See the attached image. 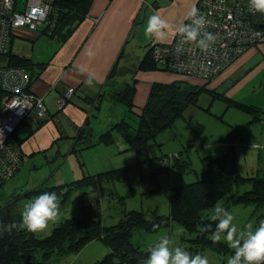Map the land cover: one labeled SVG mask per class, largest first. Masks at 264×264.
<instances>
[{
    "label": "trees",
    "instance_id": "1",
    "mask_svg": "<svg viewBox=\"0 0 264 264\" xmlns=\"http://www.w3.org/2000/svg\"><path fill=\"white\" fill-rule=\"evenodd\" d=\"M43 1L52 7L49 19L42 26L37 27L36 31L26 27H23L22 31L36 32L38 37L44 36L63 45L85 21L94 0ZM28 2L29 0H15L14 8L21 11L25 9ZM244 15L249 27L262 35L256 43L246 47L263 43L264 12L251 10L244 12ZM10 30L12 40L7 45V52L0 53V58L4 60V64H0V66L25 68L30 73L32 81L39 78L48 63H36L24 54L13 52V43L20 36H16L18 33ZM154 59L152 52H147L139 62L136 72L158 71L165 73L166 69L162 61ZM32 66L39 67L36 74L31 73ZM115 75L116 67L112 69L107 78L105 85L108 88L102 92L98 99L86 97L74 88L72 96L67 97L66 104H71L89 113L90 109L92 111L95 108L99 109L101 101L107 99L108 102L113 101L115 105H123L127 113L126 118L130 121L122 118L112 124L108 130L99 134L96 139L93 138L91 129L88 127L89 119L86 120L84 127L79 128V134L73 138L65 133L58 122L56 123L60 139H70L74 144L68 152L60 153V158L65 159L67 155L74 154L78 159L82 175L80 173L81 177L59 185H50L48 180L41 182L25 194H18L12 203L0 207V264H47L54 255L60 257L78 253L93 240H101L110 249V252L96 264H143L149 256L150 249H143L133 242L135 233L145 231L152 234L162 228H171L173 231L175 223L181 225L190 234L191 237L187 240L190 244L187 251L193 255L197 253L203 255L207 250L220 255L230 253L233 255L234 250L228 246L226 241L214 244L210 239L217 222L211 220L208 210L214 209L225 198L224 208L226 210H229L232 205L253 206L257 221L264 220V175L260 173L252 176L243 175L238 169L234 146L228 153L220 157L207 155L201 157L202 172L197 175L196 181L191 183L184 181V175L192 171V162L184 157L183 152L169 157V162H166L167 155L158 156L156 153L157 150H161L163 145L157 142L158 136L171 129L178 118H184L185 112L189 108L198 107L199 97L202 93L210 94L213 101L215 99L223 101L227 109L234 108L248 114L251 117L249 125L262 124L264 106L243 103L241 100L235 99L234 96L226 95L227 91L230 92L239 82V76L232 78V84L227 91L221 92H218L216 88H208L213 80L205 81L203 85L191 84L184 80L169 83L155 82L141 115L135 116L132 110L138 81L132 77L130 81L116 89V85H113ZM82 101L84 102L82 103ZM91 106L92 108H90ZM206 111L210 113V109ZM53 117L49 116L32 124L27 123L31 134L52 120ZM218 118L223 120V116ZM118 136L127 144L125 151L135 153V162L120 168L109 170L106 169L108 167L102 168L96 172L87 169L81 159L82 151L96 146H113L116 144ZM18 140L20 144L23 143L20 135ZM173 170L181 178V183L170 187L169 215L159 214L156 208L149 214L134 210L124 212L118 223L105 226L102 223L99 207L100 199L88 202V192L99 194L106 183L127 182L132 195L136 193L137 186L143 190V196L155 194L162 189L161 177L166 175L169 177ZM133 174L136 175L135 185L132 183ZM245 184H250L251 188L243 193H233L235 188ZM75 191L79 192V196H81L79 215L63 219L52 228L50 233L45 232L44 235L38 236L37 233L18 227H12L11 231L3 230L5 226L20 224L21 212L16 207L19 199L27 200L29 203L39 194L55 192L60 204H63L67 201L68 196ZM118 198L121 203H124L125 197L118 196ZM257 212L261 213L257 214ZM154 225L159 227L154 230ZM205 225L211 226L210 231L201 232L198 230V226L204 227ZM183 239L185 240V238ZM37 252L41 253L39 259L36 258ZM23 257L29 258L30 262L25 263Z\"/></svg>",
    "mask_w": 264,
    "mask_h": 264
},
{
    "label": "rangeland",
    "instance_id": "2",
    "mask_svg": "<svg viewBox=\"0 0 264 264\" xmlns=\"http://www.w3.org/2000/svg\"><path fill=\"white\" fill-rule=\"evenodd\" d=\"M7 4H10L9 1ZM147 27V25H146ZM145 31V30H144ZM20 38L15 39L12 50L13 52H27L38 55L39 58H43L44 55L53 53L50 47L51 41L44 36L31 33L27 31L17 32ZM143 32L134 37V41L129 45L128 52V70L120 71L121 79L126 82L130 81L133 77L134 62L141 60L147 51L152 52L154 56V46L149 42L152 41V37L144 34ZM37 35V37H36ZM35 42L33 43V41ZM148 51V52H149ZM247 52V51H246ZM244 52L240 58L246 53ZM238 58V59H240ZM0 64H4V60L0 58ZM230 70V69H229ZM225 70L220 84L215 87L218 92L227 91L232 84V78H236L240 70L235 72ZM132 71V72H131ZM170 73V72H165ZM173 74V73H171ZM176 75V74H174ZM228 77H225V76ZM121 85H123L125 83ZM118 86H116V89ZM247 88L246 90H248ZM246 90L242 93L238 91H227L226 95L234 96L235 99L243 100V103H249L254 100L251 95L245 96ZM229 96V97H231ZM259 103V102H256ZM113 101L104 100L103 108L101 112L98 110L96 114L91 117L90 128L93 129L98 135L102 130L110 123V116L116 117L120 112V109H125L121 104L113 105ZM199 106L191 107L185 112V117H180L176 120L171 129L161 133L157 142L163 144L160 151H156L157 155H167L166 162H169V157L177 155L179 152H183L184 157L188 158L191 164V172L184 175V181L191 183L196 181L197 175L202 172L201 157L207 155L212 157H220L230 151L232 147L235 148L237 155L238 169L243 175H255L257 173L264 175V121L263 123L249 125L251 117L240 110L229 108L227 109L225 103L221 100L213 98L208 93H202L199 97ZM258 105V104H255ZM264 106V105H263ZM210 109V113L206 110ZM126 110V109H125ZM108 114V118H107ZM223 116V120L218 117ZM134 119V118H133ZM127 121H130L126 118ZM120 121V120H119ZM28 133L27 129H24L21 133V137H25ZM121 142H126L120 137ZM127 145V144H126ZM118 143L113 146H98L96 148L87 149L82 151L81 159L85 163V167L89 170H93V161L99 157L102 159V168L114 169L123 166L130 165L135 162L136 157L133 151H121L117 148ZM48 151L44 153L47 154ZM54 154H51L48 158H44L47 161L45 167L39 170H32V163L35 161L40 163V157L32 159L27 165V172L29 176H24L25 171L21 172L25 164L16 172L15 175L2 179L0 178V207L12 203L18 194H25L30 190V186L34 183L48 177V183L50 185H59L63 183L71 182L82 175L78 159L74 154H69L65 159L59 158L53 162ZM104 156L108 158L105 160ZM27 162V161H26ZM51 167V168H50ZM50 168V169H49ZM47 170V175L44 172ZM55 171V172H54ZM81 175L79 176V174ZM45 179V178H44ZM132 183L136 184V175H132ZM181 183V178L173 170L169 177H161L162 189L152 195L143 196L142 189L136 187V193L130 194V187L127 182H116L114 184L106 183L103 185L102 191L99 194L96 192H88V202H92L94 199H100V211L102 217V223L105 226L114 225L119 222L123 217L124 212L129 211H141L147 214L151 213L155 208L158 209V213L161 215H169L170 200L169 191L170 187ZM250 184L241 185L239 188H235L233 193H243L250 189ZM118 196L125 197L124 203L119 201ZM79 192H74L68 196L65 203L60 204L59 218L55 221H49V226L42 232H36L41 236L46 233H50L52 228L60 223L65 218L75 217L79 215L80 206ZM226 199L224 198L218 204L225 206ZM28 204L27 200L19 199L17 201V209L22 212L25 209V205ZM233 216V223L236 224L238 230L243 229L244 225L248 223L253 224V228L258 227L257 215L254 214L255 208L253 206L232 205L228 210ZM214 209L208 210L210 217L212 216ZM261 213V212H260ZM257 212V214H260ZM254 215V216H252ZM162 237L170 238L175 246L183 247L187 250L190 245L188 239L191 237L185 229L175 223L173 225V231L171 228H162L156 233H146L145 231L136 232L133 237V242L136 245H140L143 249H151ZM185 238V240L183 239ZM110 249L101 241L93 240L89 242L80 252L70 253L64 256L57 257L54 255L47 264H96L102 260ZM209 259V264H227L228 258L232 254L220 255L213 251L207 250L203 253ZM41 253H36V258L39 259Z\"/></svg>",
    "mask_w": 264,
    "mask_h": 264
},
{
    "label": "crops",
    "instance_id": "3",
    "mask_svg": "<svg viewBox=\"0 0 264 264\" xmlns=\"http://www.w3.org/2000/svg\"><path fill=\"white\" fill-rule=\"evenodd\" d=\"M199 2L200 0H94L87 18L65 44L60 45L56 40L49 39L51 41L50 47H54L52 49L53 53L49 52L43 58H39L33 52L31 54L20 51V54H24V56L36 63H48L41 76L30 81L29 92L34 96L42 97L49 116H54L52 120L37 129L33 134H31V129L27 124L22 127L19 133L20 137L24 129H27L28 133L25 137H21L23 139L22 148L27 155V162L21 172L27 169V165L32 159L39 157L40 163L34 161L32 170L42 169L47 163L44 158L54 154L58 156H54V162L55 158L61 157L60 153L68 152L74 145L70 139H60L57 122L65 130V133L73 138L79 134V128L84 127L87 119H89L88 127L90 128L91 117L96 114L97 110L99 112L103 111V102L107 100L101 101L99 109L95 108L92 111L90 109L92 108L91 106L89 108L90 112L86 113L71 104H66L62 109H59L56 103L59 98L66 96L70 89L75 88L86 97L98 99L102 92L108 88L105 84L114 67H116V75L113 79L115 81L113 85L122 86L121 84L125 80L118 77H120L119 73L122 69L129 72L127 49L139 32L140 34L145 32L148 18L153 14L159 13L162 18L172 25V29L166 39L156 40L152 37V41L149 42L150 46L151 44L153 46L167 44L175 39L177 34L176 27L186 22L188 12L193 6L197 7ZM89 50H91L93 55H88ZM149 50L147 49L145 55ZM139 62L133 63V73L138 69ZM32 67L31 73L36 74L39 67ZM229 69L233 72L237 69L241 71L238 74L239 82L231 90L242 93L249 88L246 90L245 96L249 97L251 95L256 101H251L248 104L263 106L264 42L250 47L240 59L234 61L226 70ZM89 72L94 73L96 77L93 81V86H88L85 83ZM223 74L213 79L209 86L215 87L219 85ZM133 77L138 81L134 97V108L132 110L135 116L141 115L148 101L152 85L155 82L169 83L176 80H184L196 85L205 84V81L198 79L158 71H137L133 74ZM225 77L228 76L226 75ZM126 117L125 109H120L115 118L110 116V123L99 134ZM91 132L94 139L99 136V134L96 135L93 129H91ZM117 143L118 150L125 151L127 145L121 142L120 138H117ZM45 151H48L47 154L44 153ZM104 158L108 161V158L105 156ZM101 164L102 159L96 158L93 161L94 169L92 172L102 170ZM29 174L26 170L24 176H29ZM44 174L47 175V170ZM44 178L30 186V190L41 182L48 180V177Z\"/></svg>",
    "mask_w": 264,
    "mask_h": 264
},
{
    "label": "built area",
    "instance_id": "4",
    "mask_svg": "<svg viewBox=\"0 0 264 264\" xmlns=\"http://www.w3.org/2000/svg\"><path fill=\"white\" fill-rule=\"evenodd\" d=\"M9 1L10 4H7ZM15 0H0V53L7 52L11 30L23 27L33 31L42 26L52 12L43 0H29L25 9L14 8ZM207 20L206 30L217 35L216 43L208 52L194 44H181V36L167 44L155 45V60H161L165 71L183 77L210 81L222 74L234 61L256 43L262 35L252 30L244 12L254 11L251 0H203L196 7ZM191 21L186 20L184 24ZM19 36V35H16ZM30 73L21 67L0 66V178L13 176L27 161L19 143V133L27 123L49 117L42 97L29 92ZM66 96L57 100V107L66 105Z\"/></svg>",
    "mask_w": 264,
    "mask_h": 264
},
{
    "label": "clouds",
    "instance_id": "5",
    "mask_svg": "<svg viewBox=\"0 0 264 264\" xmlns=\"http://www.w3.org/2000/svg\"><path fill=\"white\" fill-rule=\"evenodd\" d=\"M251 4L255 11L264 12V0H251ZM187 18L190 23H182L176 27V32L181 36V44H194L202 52H208L216 43L217 35L206 30L208 22L196 7L191 8ZM171 29L172 25L156 13L148 18L145 32L156 40H164ZM88 55H93L91 50ZM95 79L94 73L89 72L85 83L93 86ZM59 214L60 202L56 193L44 192L25 205L19 225L5 226L3 230L11 231L12 227H18L33 233L42 232L49 226V221L55 222L59 218ZM211 220L217 222L215 231L210 236L212 242L215 244L226 241L234 250L227 264H264V220H261L256 228H253L252 223H248L238 230L233 223L234 216L220 204L215 206ZM158 227L153 226L154 230ZM210 229V225L198 226L201 232H208ZM143 264H209V259L199 253L193 255L183 247L175 246L170 238L162 237L151 247Z\"/></svg>",
    "mask_w": 264,
    "mask_h": 264
},
{
    "label": "water",
    "instance_id": "6",
    "mask_svg": "<svg viewBox=\"0 0 264 264\" xmlns=\"http://www.w3.org/2000/svg\"><path fill=\"white\" fill-rule=\"evenodd\" d=\"M30 69H33V67H31ZM23 259L25 260V261H24L25 263H26V262H30V259H29V258L25 259V258L23 257Z\"/></svg>",
    "mask_w": 264,
    "mask_h": 264
}]
</instances>
